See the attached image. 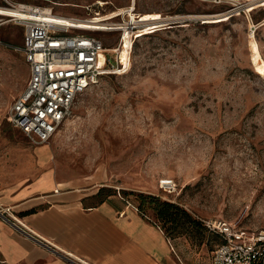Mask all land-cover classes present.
<instances>
[{"label":"rangeland","instance_id":"rangeland-1","mask_svg":"<svg viewBox=\"0 0 264 264\" xmlns=\"http://www.w3.org/2000/svg\"><path fill=\"white\" fill-rule=\"evenodd\" d=\"M12 1L77 17L88 15V6L109 16L134 3L138 14L159 12L172 21L137 34L129 71L101 76L78 97L46 143L48 166L121 190L164 229L186 264H211L218 237L189 223L173 232L150 196L197 220L241 219L245 228L264 230V74L251 55L255 38L264 57V0H240L244 7L211 0ZM96 34L109 50L121 39L118 31ZM23 37V27L0 25L2 185L26 179L11 172L13 165L30 148L35 164L40 145L8 120L30 75L25 54L8 45ZM162 178H173L177 190L161 188Z\"/></svg>","mask_w":264,"mask_h":264},{"label":"crops","instance_id":"crops-1","mask_svg":"<svg viewBox=\"0 0 264 264\" xmlns=\"http://www.w3.org/2000/svg\"><path fill=\"white\" fill-rule=\"evenodd\" d=\"M23 153L9 170L26 179L0 183V264H186L121 190L59 174L46 143L35 164L31 148Z\"/></svg>","mask_w":264,"mask_h":264},{"label":"built area","instance_id":"built-area-1","mask_svg":"<svg viewBox=\"0 0 264 264\" xmlns=\"http://www.w3.org/2000/svg\"><path fill=\"white\" fill-rule=\"evenodd\" d=\"M211 1L230 2L235 7L242 5L240 0ZM0 6L17 9V12L0 14L4 17L0 18V25L8 22L23 27V42L8 45L23 52L30 66L25 91L11 107L8 120L37 144L48 143L53 138L71 115L78 97L101 76L129 71L134 38L147 31L144 15L136 13L133 6L113 12L110 15L114 17L106 22L97 21L99 13L93 14L90 6L86 7L88 15L84 17L58 14L52 7L12 0H0ZM58 16H66L71 21ZM171 23V20L164 21L163 26ZM99 31L120 32L118 46L111 51L106 48L96 34ZM126 31L134 32L128 64L121 55ZM160 187L169 192L177 190L173 178H162ZM203 222L210 233L218 234L221 239L213 250L211 264H264V230L245 228L241 219H203Z\"/></svg>","mask_w":264,"mask_h":264},{"label":"bare ground","instance_id":"bare-ground-1","mask_svg":"<svg viewBox=\"0 0 264 264\" xmlns=\"http://www.w3.org/2000/svg\"><path fill=\"white\" fill-rule=\"evenodd\" d=\"M133 8H135L136 10V6L133 3ZM77 6V5H76ZM241 6H245L244 4H242ZM239 6V7H241ZM49 8V7H48ZM12 12H17L16 8H9V7H1L0 6V14H7V13H12ZM142 15H144L143 20H146V24H145V29L147 30L150 28H156L158 26H160V24L162 22L165 21V18L162 14H160L159 12H145ZM60 17V16H58ZM98 19H96L97 21H111V19L114 17V15H109V16H103V15H98L97 16ZM61 20H66V21H71L70 19H68L66 16H61L60 17ZM264 23V21L261 22V24ZM143 30V31H144ZM141 30H138V32ZM134 32L131 31H126L124 34V38L122 40V44L124 43L123 48H121V50L123 49V53L121 54L123 59L127 62L128 59V53H129V47L131 45L132 42V35ZM252 59L254 61L255 64V68L257 70L258 73L260 74H264V57L262 56L260 49H259V45L258 42L256 41V39L254 38L252 40Z\"/></svg>","mask_w":264,"mask_h":264},{"label":"trees","instance_id":"trees-1","mask_svg":"<svg viewBox=\"0 0 264 264\" xmlns=\"http://www.w3.org/2000/svg\"><path fill=\"white\" fill-rule=\"evenodd\" d=\"M141 199L145 200L147 198L146 195L141 194ZM152 199H157V214L158 218L161 220H164L165 222L170 224V229L174 232L180 227H184L186 223H189V225H194V227H201L203 226L206 230V226L202 220H197L193 217V215L187 211L186 209L182 208L178 204L174 202L169 201H161L158 198H155L154 196H150ZM138 209L140 210L139 206ZM142 212V211H141ZM213 235L217 236L220 242V237L216 233H212Z\"/></svg>","mask_w":264,"mask_h":264}]
</instances>
